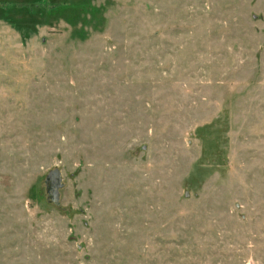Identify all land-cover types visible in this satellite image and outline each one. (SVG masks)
I'll return each instance as SVG.
<instances>
[{
	"label": "rangeland",
	"instance_id": "374dc122",
	"mask_svg": "<svg viewBox=\"0 0 264 264\" xmlns=\"http://www.w3.org/2000/svg\"><path fill=\"white\" fill-rule=\"evenodd\" d=\"M0 264H264V0H0Z\"/></svg>",
	"mask_w": 264,
	"mask_h": 264
},
{
	"label": "water",
	"instance_id": "95a60500",
	"mask_svg": "<svg viewBox=\"0 0 264 264\" xmlns=\"http://www.w3.org/2000/svg\"><path fill=\"white\" fill-rule=\"evenodd\" d=\"M53 174H56V172H54ZM55 177H57V175Z\"/></svg>",
	"mask_w": 264,
	"mask_h": 264
}]
</instances>
